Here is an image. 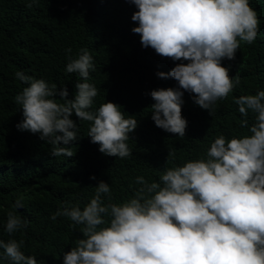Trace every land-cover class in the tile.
I'll return each mask as SVG.
<instances>
[{
    "label": "trees",
    "instance_id": "obj_1",
    "mask_svg": "<svg viewBox=\"0 0 264 264\" xmlns=\"http://www.w3.org/2000/svg\"><path fill=\"white\" fill-rule=\"evenodd\" d=\"M0 264H264V0H0Z\"/></svg>",
    "mask_w": 264,
    "mask_h": 264
}]
</instances>
